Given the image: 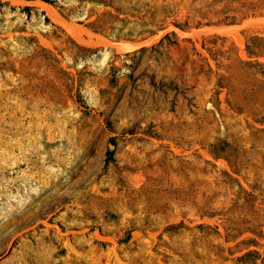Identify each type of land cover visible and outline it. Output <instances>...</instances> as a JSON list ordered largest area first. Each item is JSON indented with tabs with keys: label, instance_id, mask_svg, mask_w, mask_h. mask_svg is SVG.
Segmentation results:
<instances>
[{
	"label": "rangeland",
	"instance_id": "rangeland-1",
	"mask_svg": "<svg viewBox=\"0 0 264 264\" xmlns=\"http://www.w3.org/2000/svg\"><path fill=\"white\" fill-rule=\"evenodd\" d=\"M54 4L0 0V264H264V0Z\"/></svg>",
	"mask_w": 264,
	"mask_h": 264
},
{
	"label": "trees",
	"instance_id": "trees-1",
	"mask_svg": "<svg viewBox=\"0 0 264 264\" xmlns=\"http://www.w3.org/2000/svg\"><path fill=\"white\" fill-rule=\"evenodd\" d=\"M47 4H51L53 7H57L55 4H54V0H41ZM26 10H28V7H24ZM61 13V12H60ZM62 14V13H61Z\"/></svg>",
	"mask_w": 264,
	"mask_h": 264
},
{
	"label": "bare ground",
	"instance_id": "bare-ground-1",
	"mask_svg": "<svg viewBox=\"0 0 264 264\" xmlns=\"http://www.w3.org/2000/svg\"><path fill=\"white\" fill-rule=\"evenodd\" d=\"M79 34V33H78ZM80 35V34H79ZM78 37H80V36H78Z\"/></svg>",
	"mask_w": 264,
	"mask_h": 264
}]
</instances>
